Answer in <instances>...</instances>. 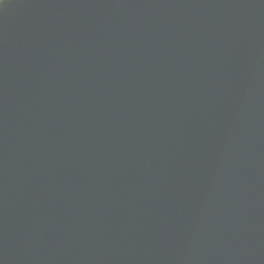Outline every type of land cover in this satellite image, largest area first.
I'll return each mask as SVG.
<instances>
[{"label": "water", "instance_id": "obj_1", "mask_svg": "<svg viewBox=\"0 0 264 264\" xmlns=\"http://www.w3.org/2000/svg\"><path fill=\"white\" fill-rule=\"evenodd\" d=\"M0 264H264V0H3Z\"/></svg>", "mask_w": 264, "mask_h": 264}, {"label": "clouds", "instance_id": "obj_2", "mask_svg": "<svg viewBox=\"0 0 264 264\" xmlns=\"http://www.w3.org/2000/svg\"><path fill=\"white\" fill-rule=\"evenodd\" d=\"M3 2V0H0V3H2Z\"/></svg>", "mask_w": 264, "mask_h": 264}]
</instances>
